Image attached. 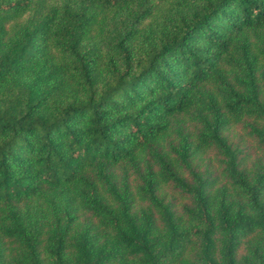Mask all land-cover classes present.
Masks as SVG:
<instances>
[{
	"label": "trees",
	"instance_id": "16d2710c",
	"mask_svg": "<svg viewBox=\"0 0 264 264\" xmlns=\"http://www.w3.org/2000/svg\"><path fill=\"white\" fill-rule=\"evenodd\" d=\"M0 264H264V0H0Z\"/></svg>",
	"mask_w": 264,
	"mask_h": 264
},
{
	"label": "rangeland",
	"instance_id": "374dc122",
	"mask_svg": "<svg viewBox=\"0 0 264 264\" xmlns=\"http://www.w3.org/2000/svg\"><path fill=\"white\" fill-rule=\"evenodd\" d=\"M224 137L228 140V143H230L234 148H238L242 151H246L248 149L247 147L252 146L250 139L246 137L245 133L238 127L231 128L229 131H226L224 133ZM208 156H210L209 160H213L212 166L210 167L214 166L216 169V161L211 155L208 154ZM211 170H214V168H211ZM162 193L163 194L161 196H163L165 199L173 198L175 196V194H173L167 189H164Z\"/></svg>",
	"mask_w": 264,
	"mask_h": 264
}]
</instances>
